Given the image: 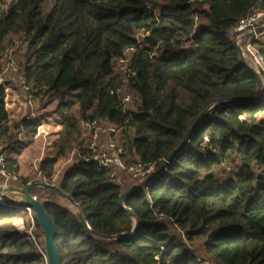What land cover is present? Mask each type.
Instances as JSON below:
<instances>
[{
	"label": "trees",
	"instance_id": "1",
	"mask_svg": "<svg viewBox=\"0 0 264 264\" xmlns=\"http://www.w3.org/2000/svg\"><path fill=\"white\" fill-rule=\"evenodd\" d=\"M157 1L0 0V54L7 37L19 34V74L33 100L51 97L54 114L62 115L55 119L52 154L37 164L40 178L31 182L37 185L31 194L54 222L60 264H199L185 243L198 244L215 264H264V84L228 36L253 7L264 9V0ZM137 31L145 34L132 55L136 77L124 83L116 62L125 47L137 45ZM258 45L264 57V41ZM124 86L136 101L127 111L120 105ZM5 98L0 84L4 163L17 173L35 129L10 121ZM91 120L123 128L128 165L156 170L177 149L154 179L126 195L123 205L132 216L118 203L134 185L122 187L85 159L81 124ZM23 129L26 141L18 139ZM73 147L84 158H76L54 185L76 213L39 195L63 197L41 180L52 178L58 159ZM231 163V175L218 176L230 174ZM9 197L4 194L5 201ZM31 214L35 242L15 226L22 217L28 223L26 212L0 204V264H47Z\"/></svg>",
	"mask_w": 264,
	"mask_h": 264
},
{
	"label": "built area",
	"instance_id": "2",
	"mask_svg": "<svg viewBox=\"0 0 264 264\" xmlns=\"http://www.w3.org/2000/svg\"><path fill=\"white\" fill-rule=\"evenodd\" d=\"M156 12L155 9L147 7ZM264 9L260 6L253 7L250 12L242 19L237 21L228 31V36L232 43L238 46L241 50V55L247 66L259 77L262 84H264V57L260 52L259 43L264 41ZM143 31H137L134 34V39L137 45H131L124 48L122 55L118 58L116 65L117 69L123 76L124 83L134 81L136 72L132 69V55L141 48L140 40L144 36ZM141 38V39H140ZM156 47L149 51V55L153 56L156 53ZM16 68V60L11 51H5L0 59V73L2 75H9ZM16 81L20 84L26 96V103L30 108L29 115L26 119L33 120L36 117L34 111V100L32 98V88L26 83L22 75H19ZM120 96V90L116 91ZM132 104V96L125 94L120 96V105L123 111H127ZM81 128L85 138V150L88 152V157L85 159H92L100 168L110 173V178L117 180V173H125L131 178L139 179V181L147 178L154 172L152 165L144 166L142 164L128 165L125 160V148L119 135L123 131L122 127L108 124L98 120H91L82 122ZM4 144L0 142V180L3 185L9 182L22 184L23 179L16 172L7 170L4 163ZM83 157L80 148H74L70 153L69 161L73 162L76 158ZM35 173L38 175L35 179H25L28 185L34 180L40 178V173L35 167ZM230 168L224 165V171L228 172ZM57 173H54L50 180L42 179L41 183L45 185H54L57 179ZM3 192H0V204L6 205L10 208H20L24 210L28 216L27 225L18 222L20 225H15L17 230L26 233L35 242L34 222L31 214V209L25 205H19L21 202L4 200ZM186 244V243H185ZM186 246L190 248L187 244ZM41 255L45 258L44 253L39 249Z\"/></svg>",
	"mask_w": 264,
	"mask_h": 264
},
{
	"label": "rangeland",
	"instance_id": "3",
	"mask_svg": "<svg viewBox=\"0 0 264 264\" xmlns=\"http://www.w3.org/2000/svg\"><path fill=\"white\" fill-rule=\"evenodd\" d=\"M157 3L158 5H161L162 2L161 0H158ZM200 8L206 9V5H201ZM23 50H24V44L22 42L21 36L19 34H11L7 37L5 41L4 51L0 54V59H1V55L5 51H11L16 60V68L9 75L1 76L0 73V84H2V86L4 87V92L6 94V98H5L6 107L9 112L10 121L12 122L26 121L30 112V108L26 103V96L24 94V91L22 90L20 84L16 81L17 77L20 75L18 69L20 62L22 61ZM121 92L123 94L131 95L128 89L126 88V86L122 87ZM46 100L49 101L47 104H44ZM50 100L53 99H51V97L50 98L47 97L45 101L34 100L33 106H34V111L36 113V117L33 120L26 121V122H30L29 125H26V127L28 129H35V131L32 136V142L30 143V147L22 150L19 159L21 161L20 165H22L24 168L32 169L33 171H35V169L33 168L34 163L36 164L35 167L37 168V164L41 159L50 156L52 154V150H53L52 142L56 140L57 131L59 130L58 123L55 121V119L56 118L61 119L62 115L55 113V115L53 116L55 111L54 109H55L56 101H50ZM135 103H136L135 97L132 96V104L130 105V109L133 108ZM25 129L19 132L18 139L21 140L24 139L23 137L26 131ZM126 135H127L126 132L121 131L119 138L122 142L124 141ZM24 141L26 140L24 139ZM74 148L76 147H73L68 153V155H66L65 157L59 158L57 163L55 164L54 173H57L58 175L57 180L54 182L55 185L58 184L59 179L61 178L63 172L71 165L72 162L69 161L68 159L70 158V153ZM28 158L31 159L28 160ZM20 165L18 164V172L20 169L19 168ZM231 166H232V170L230 174L223 175L221 172H218V176L221 177L230 176L231 173L233 172L234 164L231 163ZM18 175L21 177L19 173ZM116 175H117L116 181L120 183L122 187L131 186L132 184L135 185L140 182L139 179L131 178L129 175L125 173H117ZM0 185H3L1 180H0ZM6 186L17 187V188L23 187L21 184L15 182H9ZM39 195L42 196L43 199L49 198L61 203H65L64 200H66L64 197L61 196L58 197L56 195H51V194L48 195L39 194ZM9 196H10L9 199L13 198L16 201L20 200L18 197H15L14 195H9ZM70 205H71L70 208L76 213L77 211L75 210V208H73V205L72 204ZM18 220L22 222L23 225H27V223L25 222L26 221L25 217H22L21 219ZM19 221L16 222L17 225H20L18 224ZM169 233L173 236L178 237L183 241L182 235L180 234L179 231L170 228ZM41 239L39 240L41 241ZM186 244L190 247L194 255L197 257L198 261L200 262L199 264H215L211 260L204 257L201 250L198 249L199 246L198 244H194V243L193 244L186 243Z\"/></svg>",
	"mask_w": 264,
	"mask_h": 264
},
{
	"label": "water",
	"instance_id": "4",
	"mask_svg": "<svg viewBox=\"0 0 264 264\" xmlns=\"http://www.w3.org/2000/svg\"><path fill=\"white\" fill-rule=\"evenodd\" d=\"M234 48L236 49L237 53L239 54L240 58L244 61L242 55H241V50L238 46L234 45ZM227 102H234L237 101L236 99H227ZM192 127L189 128V130L185 133L182 142L187 138L189 131L191 130ZM177 152V149L170 153L160 164L159 168L154 170V172L148 176L147 178L141 180L138 184H135L132 186L130 189L127 191H124L120 198H119V206L122 208L124 211H126L130 216H132V212L124 207V198L128 193L131 191L140 188L147 183H149L152 179H154L157 175L158 170L163 169L166 164L170 161V159L173 157V155ZM37 185H27L21 188L17 187H11V186H5V185H0V192H3L5 194L9 195H14L15 197H18L20 201L27 207H29L35 216V219L37 221V224L40 228L41 235L43 236V241H44V251H45V256H46V261L47 264H60L59 260V253L54 241L55 237V225L50 217V215L46 212L44 209L42 203L34 196H32V192L36 189ZM48 189H52L57 191L60 195L65 197L72 205L73 202L70 200V198L63 194L55 185H46L45 186ZM80 225L83 228L84 232L86 234L90 233V229L85 221V218L83 216L80 217ZM125 234H122L121 236H124Z\"/></svg>",
	"mask_w": 264,
	"mask_h": 264
},
{
	"label": "crops",
	"instance_id": "5",
	"mask_svg": "<svg viewBox=\"0 0 264 264\" xmlns=\"http://www.w3.org/2000/svg\"><path fill=\"white\" fill-rule=\"evenodd\" d=\"M55 114H53V116H54ZM54 142V141H53ZM52 142V143H53ZM30 147V145L29 146H27L26 148H29ZM25 148V149H26ZM25 154V153H24ZM38 154V153H37ZM45 158V157H44ZM31 158H28V160H30ZM20 159H18V164L20 165ZM33 162V161H32ZM19 174L21 175V177H23L24 179H28V180H31V179H35L38 175L32 170V169H29V168H24L22 165H20L19 166ZM58 178V177H57ZM57 180V179H56ZM55 180V181H56ZM11 201H16L15 199H11ZM18 201V200H17ZM65 201V203H61V202H58L59 204H61V205H63V206H65V207H67L68 209H70L72 212H74L71 208H70V203L67 201V200H64ZM73 208H75L74 206H73ZM75 210H76V208H75ZM77 211V210H76ZM17 221H19V220H17ZM16 221V222H17ZM15 222V225L17 224Z\"/></svg>",
	"mask_w": 264,
	"mask_h": 264
}]
</instances>
